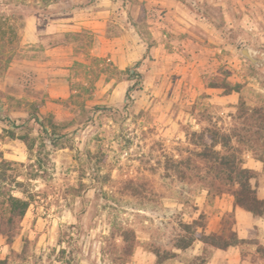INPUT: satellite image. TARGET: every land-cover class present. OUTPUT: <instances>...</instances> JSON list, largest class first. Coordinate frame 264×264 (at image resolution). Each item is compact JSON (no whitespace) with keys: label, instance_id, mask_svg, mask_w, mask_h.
<instances>
[{"label":"rangeland","instance_id":"obj_1","mask_svg":"<svg viewBox=\"0 0 264 264\" xmlns=\"http://www.w3.org/2000/svg\"><path fill=\"white\" fill-rule=\"evenodd\" d=\"M84 2L0 0V198L12 194L29 203L16 239L0 238V261L156 264L146 246L171 250L179 221L199 220L206 234L228 225L248 240L215 250L207 264H264L254 245L264 246V217L233 207L228 193L209 199L201 185L162 169L166 157L193 149L192 132L243 128L235 118L240 96L264 103V0L190 3L188 16L203 21L191 20L182 31L163 12L166 26L154 35L153 10L143 5L142 49L127 68L74 62L48 83L36 79L42 49L21 43L25 18L67 15ZM244 47L258 63L241 55ZM224 84H238L239 93L227 94ZM244 161L264 199V152L262 161L249 153ZM114 225L132 229L139 242L125 263L111 254ZM200 245L171 250L161 264H188Z\"/></svg>","mask_w":264,"mask_h":264},{"label":"trees","instance_id":"obj_2","mask_svg":"<svg viewBox=\"0 0 264 264\" xmlns=\"http://www.w3.org/2000/svg\"><path fill=\"white\" fill-rule=\"evenodd\" d=\"M210 85L217 87L215 84ZM223 87L227 94L240 91L238 84H224ZM235 118L242 121L240 124L243 128L223 131L216 127H206L199 132H192L188 143L193 149L186 148V156L180 153L177 158L174 155L166 157L162 169L166 175L179 182L201 185L209 199L228 193L233 198V207L253 216L264 217V199L257 196L251 183L256 172L244 166V157L248 153L256 160L263 159L264 103L250 105L240 96ZM4 181L5 178L1 182ZM28 206V201L12 194L0 198V238H4L8 244L19 235V224ZM202 217L200 214L198 219ZM178 227L179 232L171 240V250L182 252L196 242L201 244L198 253L188 264H207L215 250H226L234 246L241 248L248 243L247 239L239 238L228 225L222 226L219 234H206L199 220L191 223L179 221ZM108 240L111 241V254L115 262L120 263L127 262L139 246L134 231L121 225H114ZM254 245L257 257L264 262V246ZM146 247L155 256L156 264L174 255L171 250L161 249L160 246L148 244ZM0 264L5 262L0 261Z\"/></svg>","mask_w":264,"mask_h":264},{"label":"crops","instance_id":"obj_3","mask_svg":"<svg viewBox=\"0 0 264 264\" xmlns=\"http://www.w3.org/2000/svg\"><path fill=\"white\" fill-rule=\"evenodd\" d=\"M137 1L85 0L67 15L51 13L26 17L20 29V41L25 45L36 44L42 49L41 58L36 61V79L48 83L51 74L74 62L87 65L92 61L106 62L124 70L138 60L142 49L139 7L146 5L153 10V19L149 22L152 25L148 29L154 35L160 27L166 26L161 17L163 12L166 17L173 15L179 30L186 31L188 22L197 19L195 15L188 16V5L202 0ZM144 1L146 4H142ZM83 35L86 41L80 49Z\"/></svg>","mask_w":264,"mask_h":264},{"label":"water","instance_id":"obj_4","mask_svg":"<svg viewBox=\"0 0 264 264\" xmlns=\"http://www.w3.org/2000/svg\"><path fill=\"white\" fill-rule=\"evenodd\" d=\"M241 55L245 58H247L248 60H250L252 63H258V60H256L253 56V53L251 51L250 48L248 47H244L242 50H241Z\"/></svg>","mask_w":264,"mask_h":264}]
</instances>
